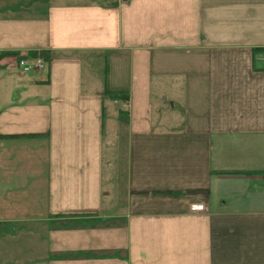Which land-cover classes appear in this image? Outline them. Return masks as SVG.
<instances>
[{"label": "crops", "instance_id": "1", "mask_svg": "<svg viewBox=\"0 0 264 264\" xmlns=\"http://www.w3.org/2000/svg\"><path fill=\"white\" fill-rule=\"evenodd\" d=\"M0 264H264V0H0Z\"/></svg>", "mask_w": 264, "mask_h": 264}, {"label": "built area", "instance_id": "2", "mask_svg": "<svg viewBox=\"0 0 264 264\" xmlns=\"http://www.w3.org/2000/svg\"><path fill=\"white\" fill-rule=\"evenodd\" d=\"M14 66L21 73L42 72L47 66V59L40 53H18L15 54Z\"/></svg>", "mask_w": 264, "mask_h": 264}]
</instances>
